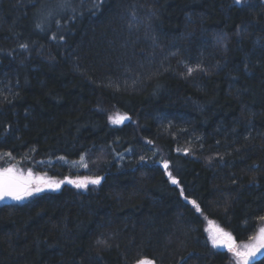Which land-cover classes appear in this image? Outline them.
<instances>
[{
    "label": "trees",
    "instance_id": "trees-1",
    "mask_svg": "<svg viewBox=\"0 0 264 264\" xmlns=\"http://www.w3.org/2000/svg\"><path fill=\"white\" fill-rule=\"evenodd\" d=\"M0 168L61 180L0 200V264H239L203 219L264 221V0H0Z\"/></svg>",
    "mask_w": 264,
    "mask_h": 264
},
{
    "label": "rangeland",
    "instance_id": "rangeland-1",
    "mask_svg": "<svg viewBox=\"0 0 264 264\" xmlns=\"http://www.w3.org/2000/svg\"><path fill=\"white\" fill-rule=\"evenodd\" d=\"M126 118H127L126 116L119 115L113 118V120H111V123L120 124L126 121ZM57 160H50L47 162L51 164V163L56 162ZM61 162L62 164L70 166L74 168L75 170H86L87 169L84 156H81L77 160H67V159L65 160L64 159V160H61ZM0 173H7L9 175L17 177L21 179L22 181L28 183L29 185L28 192L30 193L29 194L30 196L35 195L45 189H58L59 186L56 187V185L59 184L61 181V180L57 181L56 178H54V180H47L42 175H34L33 179H26L24 177L18 176L15 173V171H13L11 168L10 169L0 168ZM79 176H80L79 179L78 177H73L71 178V181L73 180L76 183H78L79 187H84L86 183L89 181L88 179L89 175L86 174V171H85L84 174L79 175ZM64 180L69 181L70 177H66ZM170 180L172 181V178H170ZM35 189H39V191H35ZM203 220H204V229H205L206 237L210 245L216 250L229 251L233 255L234 259L239 264L249 263L251 260L254 259V257L260 255L264 251V247H258V248L256 247L259 244H264V221L258 226L255 233L247 241L237 242L233 234L223 229L216 220L208 216H204ZM246 250L254 252V255L249 256L246 261L241 260L235 254L236 251L244 252ZM143 260L151 262V264H156L152 259L144 258ZM134 264H137V262Z\"/></svg>",
    "mask_w": 264,
    "mask_h": 264
},
{
    "label": "snow or ice",
    "instance_id": "snow-or-ice-1",
    "mask_svg": "<svg viewBox=\"0 0 264 264\" xmlns=\"http://www.w3.org/2000/svg\"><path fill=\"white\" fill-rule=\"evenodd\" d=\"M235 2L237 4H239V3L242 2V0H235ZM37 27L39 28V27H41V25L37 24ZM21 47H26V45H22ZM189 71H191V69H189ZM164 167L165 168L168 167L166 162L164 164ZM92 182L93 183H99L100 182V178H96ZM172 182L176 183L177 181L175 179H173ZM35 191H39V189H35ZM29 194L30 193L28 192L27 189L20 190V189H17V188H15L14 186H12L10 184H8V185H0V199H3L5 196H9V197H11L13 199L20 200V199L23 198V196L29 195ZM193 203H195V201H193ZM261 219H264V217H261ZM256 247L257 248L258 247H264V244H259ZM235 254L241 260L246 261L249 256L254 255V252L247 251V250L244 251V252L236 251ZM137 264H151V262H148V261H145V260L141 259V260L137 261Z\"/></svg>",
    "mask_w": 264,
    "mask_h": 264
},
{
    "label": "water",
    "instance_id": "water-1",
    "mask_svg": "<svg viewBox=\"0 0 264 264\" xmlns=\"http://www.w3.org/2000/svg\"><path fill=\"white\" fill-rule=\"evenodd\" d=\"M12 185L17 189L23 190L29 188L28 183L22 181L21 179L14 177L12 175H9L7 173H0V185ZM6 199H11L9 196H5L3 199L0 200H6Z\"/></svg>",
    "mask_w": 264,
    "mask_h": 264
}]
</instances>
